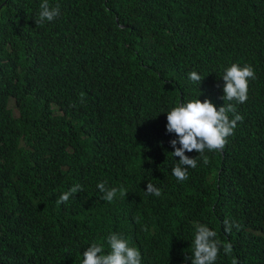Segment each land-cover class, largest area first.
I'll return each mask as SVG.
<instances>
[{
	"label": "trees",
	"instance_id": "obj_1",
	"mask_svg": "<svg viewBox=\"0 0 264 264\" xmlns=\"http://www.w3.org/2000/svg\"><path fill=\"white\" fill-rule=\"evenodd\" d=\"M48 2L60 15L36 25L42 0H0V264H82L113 233L142 264H191L197 224L233 245L215 264H264V0ZM233 63L256 74L233 102L244 120L178 181L167 112L222 106ZM100 182L127 195L107 202Z\"/></svg>",
	"mask_w": 264,
	"mask_h": 264
},
{
	"label": "clouds",
	"instance_id": "obj_2",
	"mask_svg": "<svg viewBox=\"0 0 264 264\" xmlns=\"http://www.w3.org/2000/svg\"><path fill=\"white\" fill-rule=\"evenodd\" d=\"M59 15V5L50 7L48 0H42L35 19L36 25H43L46 21L51 22ZM220 77L225 82L223 85L225 103L219 108L210 99L202 101L198 98L181 103L167 112L166 131L175 134L176 137L170 141V144L174 148L173 156L179 157V163L172 168V174L178 181L183 182L188 179V169L197 167L198 158H202L205 164L208 163L206 150H223L228 137L234 135L238 122L244 120L243 115L237 112L235 103L243 104L248 100L249 81L256 78L254 68L249 64L241 66L233 63ZM189 79L200 85L204 77L192 71L189 73ZM193 150L199 155L196 157L186 155V152ZM97 188L103 193L102 199L107 202H112L118 192L121 196L127 195L123 189L107 187L106 182L98 183ZM81 191H83L82 185L75 184L59 196L57 203H66L70 197ZM146 192L156 197L162 194L161 189L150 182L147 184ZM223 224L226 232H231L233 227L237 230L241 227L238 222L228 219H225ZM107 243L110 248L107 254L102 243H91L83 252L82 264H142L141 252L131 246L123 234H111L107 238ZM192 244L191 256H185V261L191 259V264H215L221 248L228 255L233 251L231 243L222 242L217 232L205 224L195 226ZM232 264H237V261L233 259Z\"/></svg>",
	"mask_w": 264,
	"mask_h": 264
},
{
	"label": "rangeland",
	"instance_id": "obj_3",
	"mask_svg": "<svg viewBox=\"0 0 264 264\" xmlns=\"http://www.w3.org/2000/svg\"><path fill=\"white\" fill-rule=\"evenodd\" d=\"M16 113V112H15Z\"/></svg>",
	"mask_w": 264,
	"mask_h": 264
}]
</instances>
